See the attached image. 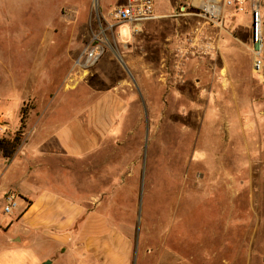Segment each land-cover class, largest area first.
Returning <instances> with one entry per match:
<instances>
[{
    "label": "rangeland",
    "instance_id": "rangeland-1",
    "mask_svg": "<svg viewBox=\"0 0 264 264\" xmlns=\"http://www.w3.org/2000/svg\"><path fill=\"white\" fill-rule=\"evenodd\" d=\"M194 1L155 0L160 17L133 35L107 17L125 0H0V137H13L25 117L16 155L0 153V185L18 183L27 195L78 184L89 219L134 242V264H264L257 3L224 9L221 27L207 33ZM97 46L104 53L85 67ZM130 57L148 68L136 75ZM101 116L111 127L98 132V147L81 163L61 164L58 135L82 150ZM78 121L86 127L76 129ZM14 231H0V251Z\"/></svg>",
    "mask_w": 264,
    "mask_h": 264
},
{
    "label": "crops",
    "instance_id": "crops-1",
    "mask_svg": "<svg viewBox=\"0 0 264 264\" xmlns=\"http://www.w3.org/2000/svg\"><path fill=\"white\" fill-rule=\"evenodd\" d=\"M255 1L256 8L264 19V0ZM236 33L241 35L239 32ZM227 34L229 37L225 35L223 44L226 51L232 49L233 45L230 38L232 33ZM242 43L247 45L244 40ZM139 61V58L134 57L127 60L128 66L136 75L142 68L144 70L148 68ZM230 64L233 65L232 60ZM103 104L102 101L100 104L102 108ZM109 112L108 110L107 113ZM102 116L95 117L96 123L91 125L94 127L95 135L92 134L86 141L80 135L81 139H84L83 144L86 145L82 150L67 145L64 136L58 135L61 164L63 161L81 163L98 147L100 142L98 132L107 131L111 127L110 124H101ZM98 124L99 126L101 124L102 128H99ZM85 127V124L78 121L75 128L82 130ZM54 155L49 153L45 157L50 159L54 158ZM49 165L48 162V165L42 167H46L51 174ZM60 172L64 174L62 167ZM30 176L28 174L24 178ZM68 183L69 181L65 180L63 187L66 190L60 192L51 191V188L35 191L29 188L27 190L31 193L27 195L22 193L24 188L19 187L21 185L18 183L0 185V201L3 205L10 190L17 192L21 202L20 209L12 215L15 222L13 219L0 222V231L7 233L15 228L9 241L2 246L0 264H134L135 244L130 237L118 228L105 229V222L89 219L87 205L81 199L80 187L76 184L72 188Z\"/></svg>",
    "mask_w": 264,
    "mask_h": 264
},
{
    "label": "built area",
    "instance_id": "built-area-1",
    "mask_svg": "<svg viewBox=\"0 0 264 264\" xmlns=\"http://www.w3.org/2000/svg\"><path fill=\"white\" fill-rule=\"evenodd\" d=\"M194 6L197 9L195 16L206 19L207 33L209 29H215L221 27L220 17L223 15V10L227 8H234L237 12L244 11V0H196ZM155 0H125L122 5L113 7L107 14V17L115 25H127L133 35L139 34L141 28L145 22L155 20L160 16L155 14ZM209 7V8H207ZM218 7L219 12H215L213 8ZM187 10L185 7L180 9L179 16L184 15ZM255 13V32L252 31V54H253V71L254 73L261 75L264 70V36L262 30V17L257 8ZM103 16L105 22L108 18ZM115 25H110L109 30H113ZM209 48L211 52H214L215 45L213 37L209 42ZM105 49L102 46H97L89 55L85 58L89 61L84 64L85 67L94 66ZM82 64V65H83ZM20 197L16 191L10 190L5 196V203L2 208V214L4 216H12L16 211L20 209Z\"/></svg>",
    "mask_w": 264,
    "mask_h": 264
},
{
    "label": "trees",
    "instance_id": "trees-1",
    "mask_svg": "<svg viewBox=\"0 0 264 264\" xmlns=\"http://www.w3.org/2000/svg\"><path fill=\"white\" fill-rule=\"evenodd\" d=\"M25 129V117L21 119V127L16 134L11 138L0 137V153L3 158L12 160L16 155L18 148L20 147Z\"/></svg>",
    "mask_w": 264,
    "mask_h": 264
},
{
    "label": "water",
    "instance_id": "water-1",
    "mask_svg": "<svg viewBox=\"0 0 264 264\" xmlns=\"http://www.w3.org/2000/svg\"><path fill=\"white\" fill-rule=\"evenodd\" d=\"M252 31L255 32V13H254V15H253Z\"/></svg>",
    "mask_w": 264,
    "mask_h": 264
},
{
    "label": "bare ground",
    "instance_id": "bare-ground-1",
    "mask_svg": "<svg viewBox=\"0 0 264 264\" xmlns=\"http://www.w3.org/2000/svg\"><path fill=\"white\" fill-rule=\"evenodd\" d=\"M215 12H218V11H216V10H214ZM89 61V59H86L85 61H84V64H86L87 62Z\"/></svg>",
    "mask_w": 264,
    "mask_h": 264
},
{
    "label": "flooded vegetation",
    "instance_id": "flooded-vegetation-1",
    "mask_svg": "<svg viewBox=\"0 0 264 264\" xmlns=\"http://www.w3.org/2000/svg\"><path fill=\"white\" fill-rule=\"evenodd\" d=\"M185 2H186V3H188V2H189V0H185ZM185 10H187V7H185Z\"/></svg>",
    "mask_w": 264,
    "mask_h": 264
}]
</instances>
